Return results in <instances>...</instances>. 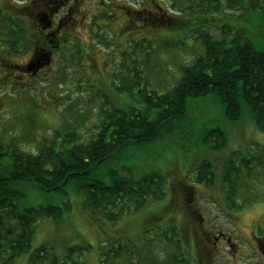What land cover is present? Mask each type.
Masks as SVG:
<instances>
[{"label":"rangeland","instance_id":"rangeland-1","mask_svg":"<svg viewBox=\"0 0 264 264\" xmlns=\"http://www.w3.org/2000/svg\"><path fill=\"white\" fill-rule=\"evenodd\" d=\"M31 1L0 0V140L29 152L47 142L56 150L86 143L116 109L144 111L143 93L171 91L184 68L205 53L207 33L243 30L264 48V0L247 10V0H159L168 15L156 22L128 13L143 10L148 0H76L70 36L35 73L18 67L35 51ZM109 10L111 17L103 15ZM215 127L226 134L222 147L204 139ZM205 160L212 163L211 182L198 180L195 171ZM11 163L9 155L0 157V174L8 175ZM114 170L136 178L158 172L165 195L113 221L92 210L73 182L47 191L12 180L10 187L24 195L21 206L64 208L60 218L39 219L32 247L47 245L64 258L70 246H81L74 258L84 264H100L101 252L119 245L124 253L108 255L106 264H264V131L246 105L232 120L220 96L189 97L185 114L157 139L131 144L93 173L111 183ZM199 230L223 232L235 245L223 239L213 254L203 253ZM201 243L211 245L207 238ZM29 257L23 253L13 264H30Z\"/></svg>","mask_w":264,"mask_h":264},{"label":"trees","instance_id":"trees-1","mask_svg":"<svg viewBox=\"0 0 264 264\" xmlns=\"http://www.w3.org/2000/svg\"><path fill=\"white\" fill-rule=\"evenodd\" d=\"M247 3L243 7L245 10L261 5L260 0H247ZM34 7L32 0L31 12H26L35 21ZM103 15L111 17L112 10ZM35 31V39H38L41 34L36 28L33 36ZM19 40L16 37L12 45L15 47ZM204 43L205 53L184 68L171 91L143 93V100L147 103L144 111L116 109L110 113L109 121L86 143L56 150L47 142L38 153H34L13 144L11 147L3 146L0 140V157L9 155L12 159L8 175L0 174V264H13L18 256L26 252L30 253V264H84L80 257L74 258V253L81 250V246H70L64 258L47 245L32 247L39 219L46 215L60 218L64 208L57 205L21 206L19 200L24 195L10 187L12 180L32 181L47 191L63 190L73 182L84 191L85 203L92 210L116 221L122 213L165 195L163 176L153 172L136 178L114 170L111 173L112 182L106 183L93 171L131 144L157 139L164 128L167 129L176 118L185 114L189 97L199 98L211 93L220 96L226 114L232 120L242 117L246 105L253 113L256 126L264 131V48H258L243 30L231 28L217 37L205 34ZM34 48L36 53L38 50ZM212 138L217 142L214 147H222L226 134L221 127H215L204 137L205 141ZM255 158L259 159L252 157ZM211 166L212 163L205 160L202 167L195 168L199 172L198 180H211ZM225 181L231 182L228 174H225ZM225 191L230 192L228 189ZM227 197L231 202L232 195ZM123 253L122 245L103 251L100 264H106L109 257Z\"/></svg>","mask_w":264,"mask_h":264},{"label":"flooded vegetation","instance_id":"flooded-vegetation-1","mask_svg":"<svg viewBox=\"0 0 264 264\" xmlns=\"http://www.w3.org/2000/svg\"><path fill=\"white\" fill-rule=\"evenodd\" d=\"M75 1L76 0H33L35 4V25H37V30L39 34H41L39 38L35 40L34 45L38 51L36 53L34 51L33 56L25 63L19 65V68L22 70H30V68H34V72L37 73L40 68L45 66V62L50 65L53 48L65 44V40L70 36V30H73L70 23L73 20H78V17H76L78 8ZM101 4H103V0H101ZM147 4L148 5L145 6L143 10L130 9L128 10V13L132 14L138 12L139 14L147 15L146 19L153 22L160 20L164 21L167 19L165 17H167L166 15H168V11H166V8L159 3V0H148ZM154 7H156V9ZM163 10H165V12H163ZM98 16L99 14H96L95 16L97 23L98 18L100 17ZM87 18L88 16L84 17L83 23L87 21ZM168 18H170V16ZM64 25H66V29ZM65 31H67V33ZM44 58L46 61H43ZM32 60H34V62ZM198 228H201L200 224H198ZM196 232L199 236V247L203 253L208 251V253L213 254L217 250L218 244L224 241L223 239H226L231 245H235L232 243L230 237H225L223 232L218 234L210 233L206 230H199ZM206 238L211 242V245H208V243H201L202 239L205 240Z\"/></svg>","mask_w":264,"mask_h":264}]
</instances>
